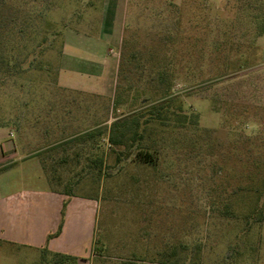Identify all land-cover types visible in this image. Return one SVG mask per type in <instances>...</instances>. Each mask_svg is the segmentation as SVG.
Here are the masks:
<instances>
[{"label":"rangeland","instance_id":"374dc122","mask_svg":"<svg viewBox=\"0 0 264 264\" xmlns=\"http://www.w3.org/2000/svg\"><path fill=\"white\" fill-rule=\"evenodd\" d=\"M115 2L113 95L79 96L69 110L58 85L65 33L96 35L105 0H14L29 19L17 43L25 71L0 73V127L36 138L38 120L73 122L62 129L74 136L70 161L44 173L98 201L96 264H264V0ZM163 100L197 123L153 120ZM134 117L142 139L110 145L108 126ZM0 264L58 260L0 244Z\"/></svg>","mask_w":264,"mask_h":264},{"label":"crops","instance_id":"0c3cea01","mask_svg":"<svg viewBox=\"0 0 264 264\" xmlns=\"http://www.w3.org/2000/svg\"><path fill=\"white\" fill-rule=\"evenodd\" d=\"M115 1L105 0L96 35L76 30L65 33L58 85L65 90L62 93L69 110L79 96L105 99L113 95L117 75L113 49L123 30L121 5ZM69 123L73 122L38 120L36 127H31L38 132L36 138L26 132L19 137L20 129L13 123L0 127V244L66 254L77 258L78 264H96L98 201L54 188L44 173L47 162L70 161L63 155L71 149L74 136H62ZM107 129L109 139L110 127ZM82 141L81 145L88 142ZM31 177L38 186L24 185Z\"/></svg>","mask_w":264,"mask_h":264},{"label":"trees","instance_id":"16d2710c","mask_svg":"<svg viewBox=\"0 0 264 264\" xmlns=\"http://www.w3.org/2000/svg\"><path fill=\"white\" fill-rule=\"evenodd\" d=\"M13 2L14 0H0V73L5 75H12V72L17 73L19 71L22 73L25 71L22 67V62H20V53L22 52L21 49L17 48V43L23 39L29 19L26 14L21 15L23 10L15 8ZM263 34L264 31L259 36ZM163 82L164 76L161 75L159 83L162 84ZM169 104L168 100H163L150 106L147 112L153 116V120L163 124L169 122V120H173L175 123L181 125H184L187 120H190L192 124L197 123L195 120L196 116L193 115L189 118L175 109H170ZM140 127V119L138 117H134L131 120L117 119L110 127V145L124 146L127 144V141H131L132 144L137 143L143 137ZM146 156L150 158L149 154H146ZM60 231L61 227L56 234ZM53 256L57 258L58 264H78V259L73 256L60 253H54Z\"/></svg>","mask_w":264,"mask_h":264}]
</instances>
